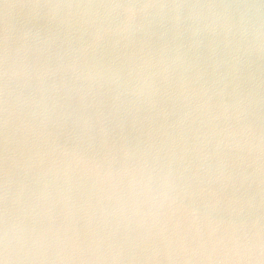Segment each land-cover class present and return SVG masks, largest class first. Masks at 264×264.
I'll return each mask as SVG.
<instances>
[{"label":"clouds","instance_id":"9594fccd","mask_svg":"<svg viewBox=\"0 0 264 264\" xmlns=\"http://www.w3.org/2000/svg\"><path fill=\"white\" fill-rule=\"evenodd\" d=\"M30 7L43 9L50 22L74 27L88 39H81L79 47L72 49L70 64L17 67L10 63L8 25L5 28L0 48V128L3 130L0 264H152L161 259L171 264L180 260L186 264L192 261L264 264V224L258 218L238 225L229 224L222 231L221 221L184 203L185 197L177 184L178 180L190 178L185 176L186 173L231 179L230 165L224 160L221 149L244 153L238 160L243 162L245 157L249 158L250 175L264 177V127L250 118L256 102L250 95L237 94L231 103L213 106L209 93L216 81H204L200 73L193 78L186 70L177 71L179 56L169 62L159 61L163 65L164 81H168L169 74L176 73L173 99L178 105V119L168 126L171 131L163 132L159 145L149 144L139 155L122 149V160H95L94 171H88L68 159L54 138L49 144L47 155L59 152L65 159L52 160L41 176H51L54 182L71 174L90 181L94 189L86 206H91L95 200L97 226L88 228L85 237L82 238L75 226L55 224L48 203L52 195L49 182H44L39 191H28L26 198L25 186L17 185V190L13 191L14 169L21 165L12 147L17 143V132L21 133L22 143H27L26 134L46 138L48 134L37 131L29 122V116L35 113H24L23 108L35 106L48 110L44 92L57 90V85L47 81L58 72L75 73L80 58L75 53L95 52L108 37L131 43L136 32L154 20L178 28L183 19L192 35H211L223 46L224 60L213 63V70L220 62H225L236 74L253 57L264 54V3L238 0H123L110 3L43 0ZM182 10L185 11L183 18ZM90 71L99 74L100 69L93 65ZM33 78L41 93L39 99L31 95L23 97V88ZM75 79L87 81L91 92L92 75L82 74ZM150 80L151 76H145L133 88L124 86L122 91L116 92L115 99L123 103L121 96L140 97L145 94L146 87L151 88L148 94L154 95L157 89L149 84ZM95 83L97 89L102 86L99 78H95ZM65 86L62 80L60 87ZM214 107L220 111L214 112ZM221 117L234 123L218 127L216 122ZM101 132L107 135V129L103 127ZM161 152L168 157L163 165L157 163ZM35 155L39 163H43L41 154ZM213 160L215 167L210 163ZM114 163L119 166L114 167ZM174 164L178 167L174 168ZM31 166L30 162L26 165L27 168ZM256 182L264 184V179ZM248 206L251 207L250 202ZM180 208L186 209V215H178ZM118 233H123L121 240H117Z\"/></svg>","mask_w":264,"mask_h":264},{"label":"water","instance_id":"95a60500","mask_svg":"<svg viewBox=\"0 0 264 264\" xmlns=\"http://www.w3.org/2000/svg\"><path fill=\"white\" fill-rule=\"evenodd\" d=\"M37 2L42 3L43 0H0V48L8 25L10 63L13 66L29 65L39 68L44 65L57 67L70 64L72 49L79 47L78 42L81 39L87 40L88 37L74 27L50 22L43 9L30 7ZM93 2L110 3L123 0ZM238 2L264 3V0ZM184 14L185 11L182 10V18ZM222 47L216 37L192 35L183 19L178 28L154 20L143 30L136 32L131 43L118 37H108L95 52L90 51L83 55L75 53L80 57L77 71L58 72L47 81L57 85V90L44 92L48 110L44 111L35 106L23 108L24 113H35L34 116H29V122L34 128L48 135L46 138H36L33 134H26L27 143H22L21 133H15L17 143L12 147L21 166L14 169L13 191L17 190V185L25 186L26 198L28 191H39L44 182H49L52 195L48 203L55 224L75 226L82 238L85 237L88 228L97 226L94 215L95 200H92L91 206H86V201L94 189L90 181L78 179L71 174L67 178H57L54 182L51 176L42 177V171L50 167L52 160L65 159L59 152L52 156L47 155L50 151L49 144L54 138L61 151L67 153L68 159L88 171H94L95 160H122V149L139 155L149 144L159 145L163 140V132L166 129L171 131L168 126L178 119V105L173 99L177 83L176 73L169 74L168 81H164L165 74L161 72L163 65L159 61L169 62L177 56L180 57L177 71L186 70L193 78L200 73L202 80L209 83L216 81L209 93L213 106L218 103H231L237 94L250 95L256 102L250 118L264 127V54L259 58L253 57L236 74L225 62H220L213 70V63L224 60ZM93 65L100 69L99 74L90 71ZM82 74L94 77L90 85L91 92L88 90L87 81L75 79ZM145 76H151L149 84L157 89L154 95H149L151 88L146 87L145 94L140 97L121 96L123 103L115 99L118 90L122 91L124 86L135 87ZM95 78H99L102 85L99 89ZM62 80L65 87H60ZM36 84L34 78L29 80L27 87L23 88V97L31 95L34 99H39L41 93L37 91ZM213 111L218 113L220 109L214 107ZM216 123L218 127H225L227 123L234 122L225 121L221 117ZM102 127L107 129V135L101 132ZM2 131L0 128V155ZM37 152L41 154L43 163H39L35 155ZM221 153L230 165L231 179H217L204 173H197L196 176L186 173L185 176L190 177L189 179L177 181L178 187L182 189L181 194L185 197L184 203L221 221L222 231L229 224L238 225L257 218L264 224V184L258 185L256 182L264 177L250 175L252 167L247 166L249 158L245 157L243 162L238 160L244 153L224 149H221ZM167 159L166 153L161 152L157 163L163 165ZM29 162L32 166L27 168ZM210 163L215 167V160ZM113 166L118 167L119 164L114 163ZM173 167L178 166L174 164ZM249 202L251 207L248 206ZM211 204H215V208L206 207ZM177 213L186 215V209L180 208ZM122 238L123 233H118L117 240ZM152 264L171 262L161 259ZM175 264L186 262L180 260ZM191 264L201 262L192 261Z\"/></svg>","mask_w":264,"mask_h":264}]
</instances>
